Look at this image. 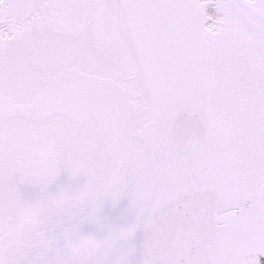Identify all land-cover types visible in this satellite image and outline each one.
Masks as SVG:
<instances>
[{"label": "snow or ice", "instance_id": "1", "mask_svg": "<svg viewBox=\"0 0 264 264\" xmlns=\"http://www.w3.org/2000/svg\"><path fill=\"white\" fill-rule=\"evenodd\" d=\"M0 264H264V0H0Z\"/></svg>", "mask_w": 264, "mask_h": 264}]
</instances>
